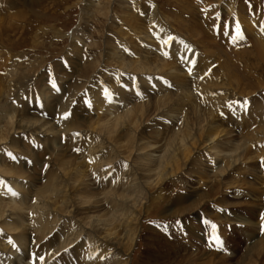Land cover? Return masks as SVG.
Listing matches in <instances>:
<instances>
[{"label":"rangeland","instance_id":"obj_1","mask_svg":"<svg viewBox=\"0 0 264 264\" xmlns=\"http://www.w3.org/2000/svg\"><path fill=\"white\" fill-rule=\"evenodd\" d=\"M13 1L12 6L8 8L6 7L9 4L5 5L3 3V10H0V81L1 79L5 80L6 67L13 64L11 61L16 60L17 62L9 69L11 77H9V73L6 77L8 80L14 78V85L5 82L0 83V87L4 84V91L0 93V107H3V112L0 113V131L3 134L1 138H6L4 141L9 146L8 150L14 152V158L18 160V171L22 173L21 175L33 179L35 186L40 188L46 185L45 173L49 165L48 158L51 157V154H49L46 145L45 148L43 146L39 147L43 141L40 142L38 135L33 133H27V139H24L20 145L15 147L17 150L14 146H11L16 138V133H10L12 127H14L15 119L13 123L8 125V118L4 115V112L10 110L16 112V116L22 118L23 123L28 122V120H44L47 123L46 127L49 126V129L59 131L58 137H60L59 133L61 137L65 135V132L67 133L66 128L70 129L69 132L76 130L77 123L80 126H78L80 129V132H77L78 135H83L84 130L90 133L88 132V124L91 123V113H94L95 117L97 116L93 109L96 104L91 99L94 98L97 91L100 88H106L104 90L108 92L107 89H109L110 103L114 105L111 110L116 115H119L117 111L120 109L127 110L133 106L134 102L131 99H128L130 102L126 107L123 106L124 103L122 102L126 99L117 97V93L121 92V89L128 88V84H130V76L128 75H131L130 79L136 80L140 77V74L137 70H133V72L131 69L122 67L120 63L121 61L131 60L130 55H128L131 52L138 54L137 57L140 58L141 50L150 49V55L154 57L153 51L159 45L156 44L155 46L149 42L154 46L150 47L141 40L135 43L136 49H134L130 39H123V37H126L123 31L119 30L123 27L121 22L122 9L116 1L94 0V2L100 3L95 4L97 8L87 7L85 9V0ZM129 1L132 3L130 12L139 18L142 14L140 7H144L149 3L157 4L159 15L173 28H177L180 38L191 47H195L192 48L195 53H201L202 57H206L212 62L211 68L208 67L212 76L209 84H206V82L205 84L202 83L203 85L198 84L199 78H197L189 84L191 92L180 95L169 91V95H167L164 91L162 96L173 97L172 101L179 100L183 96L189 99L195 95L193 89L196 88L194 87H213L216 82L214 80L223 82V75L227 74L228 83L233 81V85L229 89L220 86L214 91L217 93V101L200 105L191 98L190 103H187L184 110L196 111L197 114L203 117L204 115L206 117L207 114H209V117L212 116V110H216L215 118L212 121L216 123L218 131L222 132L220 135L229 134L231 136L226 140L228 144H223L219 148L229 147L230 142L234 139L240 146L237 154L245 153L242 162L234 168L238 174L234 169L229 171L225 169L222 178L218 175L215 178V175L210 172L209 178H205L203 184L195 182L187 186L183 184L184 179L179 178L180 172H178V177H173L149 189L145 201L150 206L146 208L147 212H143L142 219L137 225L136 230L139 234L129 258L132 264H162L165 260L173 262L171 264H179L175 260V256L180 255L183 257V255H187L184 249L189 250L192 246H197L200 247L198 251L201 254L205 252L211 261L214 259L211 264H216L215 261H218L222 255H228L226 256L227 260H223L225 264H240L243 259L247 264H251V259H256L255 251H258L255 250L252 257L248 255L249 247L254 239L250 240L251 236L258 233V238L264 240V189H262L263 186L256 184L254 181L251 184L250 180H253L254 175L249 174L261 173V176H264V137H262L264 132V83H259L261 77H257L262 75L264 79V66L262 65L261 68L257 69L256 55H254L252 47L255 43L251 42L252 37L247 33L249 29H243L242 26L246 25V18L248 23L251 21L257 38H260L259 41L264 43V0H221L225 1V6L216 9L217 12L209 9L207 2L210 0H206V5L201 0ZM231 2L236 5L234 11L227 9L226 4ZM14 3L16 5H13ZM196 8L198 18H200L198 20L194 19L191 14ZM16 11L17 13L19 11L23 13L19 17V13L14 14ZM237 12L238 17L235 16ZM234 17H236V20ZM183 18L188 19V25L192 26L191 31H200L197 38L207 34L208 48L213 51V55L211 52L203 51L200 45L184 36L185 33L180 28ZM145 22L142 23L145 24ZM169 24L165 23L164 26H169ZM152 28L149 29V32L154 36L152 38L155 39V35L151 31ZM75 43L76 49H71L75 46ZM116 43L120 45L118 51H124L125 58H121L122 56L120 59L119 57L117 59L112 57L114 51L118 52ZM110 59L119 62H111ZM64 75L67 76L66 80L63 79ZM203 76H207V73L200 77ZM238 78L241 81L239 85L234 81ZM110 79L113 80L111 83L113 88L109 84L107 85L111 81ZM247 82H252L254 85L244 87ZM82 83L88 89H84ZM47 88L52 89L47 90ZM10 91L12 94L15 93L13 99L6 96V93ZM226 91L229 92L225 93ZM142 93L139 90L135 94L138 95L137 98L140 100L143 99L144 104L147 103L144 105L145 112L149 111L150 118L144 121L149 124L145 135L150 136L153 129L152 123L158 118L153 113L157 98H154L155 94ZM189 94L192 96H188ZM146 98L149 99L146 100ZM67 100L68 106L64 104ZM105 109L106 107H104V111ZM66 113L68 114L67 118H65ZM103 117L110 120L113 115H103ZM144 122L141 125L142 127L140 126L141 130H137V133L144 130ZM84 133L87 135L86 132ZM85 134L82 138L75 139L85 140L86 137L92 135V132L87 136ZM13 136L15 137L13 138ZM137 140L138 138L133 140L135 147ZM120 141L123 142V140ZM65 142V137L59 139L57 147H62ZM23 143L27 145L34 144V150L30 149L32 154H25L28 149L26 148L27 145L23 146ZM249 143L251 146L242 150ZM74 144L73 141L71 143L67 142L59 150H54L50 146L56 152L51 161L59 159V163L64 166L63 169L67 171L72 169L71 164L81 155L79 145L73 148ZM38 153L48 161L44 162ZM184 167L188 168L190 166L184 165ZM195 168H198V166H195ZM114 169L120 172L123 168H120V164L118 166L116 163ZM239 174L240 179L238 181ZM227 176L228 178H225ZM233 176L234 179H232ZM11 178L12 174L6 179L9 181L0 179V184L4 185V189L7 191H10V186H13L10 183ZM219 179H221L220 182ZM224 180L233 181L234 183H230L232 189L243 193L238 198L242 202L241 204H233V198V201L230 199L224 201L223 191L220 189V187L225 188L223 187L224 184L221 183ZM238 182H240V185ZM160 186L162 192L158 190ZM230 193H232V190ZM159 194H161V197ZM255 195L259 196L256 201H254ZM151 196H154L155 200L158 199L160 203L153 204V201L150 202L149 198ZM202 200L203 202L199 205ZM251 206H257V210L251 208ZM150 207L152 208L150 209ZM172 210L178 211L176 217H169V215H175L171 212ZM206 221L211 223H206ZM256 221L258 222V228L250 225L251 222ZM212 224H216L218 227L214 228L211 226ZM205 237H207V243L204 241ZM215 237H219L220 240L214 241ZM195 248H192V250L196 251ZM211 253L216 255L217 258H214L216 256ZM244 255L247 256L244 257ZM193 259L196 260V257H193ZM155 261L157 263H153Z\"/></svg>","mask_w":264,"mask_h":264},{"label":"bare ground","instance_id":"obj_2","mask_svg":"<svg viewBox=\"0 0 264 264\" xmlns=\"http://www.w3.org/2000/svg\"><path fill=\"white\" fill-rule=\"evenodd\" d=\"M112 1H116L122 9L121 22L123 27L119 30L123 31L126 37H123V39H130L134 49H136L135 43L141 40L150 47L154 46L149 44V42L155 46L158 44L159 47L154 49V57L150 55V49L141 50L140 58L137 57L138 54L131 52L128 54L131 60L121 61L120 63L122 67L132 71L137 70L139 71L138 74H140V77L136 80L130 79L131 75H128L130 76L128 88L121 89V92L117 93V97L126 99L122 102L124 103L122 104L123 106L126 107L129 104L130 100L128 99L134 102L133 106L127 110L120 109L117 111L119 115H116L111 110L114 105L110 103L109 89H107L108 92L104 90L106 88H100L97 91L94 98L91 99L96 104L93 109L97 116L95 117V114L91 113V123L88 124V132H92V135L86 137L85 140L79 141L75 139L82 138L85 134L84 132L87 133L84 128L82 129L84 130L83 135H78L77 132H80L78 123L76 124V130L69 132L70 129L66 128L67 133L65 132V135H67L61 137L59 133L60 137H58L59 131L49 129V126L46 127L47 123L44 120H28V122L23 123L22 118L16 116V112L12 110L4 112V115L8 118V125L13 123L15 119L14 127H12L10 133H16V138L11 146L15 148L20 145L24 139H27L29 133L37 134L38 140L40 142L43 141L39 147L43 146L45 148L46 145L51 157L48 158L49 165L45 173L46 185L37 188L33 179L23 177L22 173L18 171V160L14 158V152L8 150L9 146L4 141L6 138H1L3 134L0 131V146H2L0 147V179L6 180L12 174L10 183L13 184V186H10V191L5 190L4 185L0 184V264H34L36 255L39 254L46 257L47 264H132L129 257L139 234L136 228L142 219L143 212H147L146 208L150 206L145 201L149 189L173 177H178V172H180L179 178H183V184L187 186L195 182L203 184L204 179L209 176L210 172L215 175V178L217 175L222 178V173L225 172V169L226 171L233 170L242 162L245 155V153L237 154L240 146L234 139L230 142L229 147L219 148L226 144V140L231 136L229 134L220 135L222 132L218 131L216 123L212 121L215 118L216 110H212V116L210 117L209 114L203 117L197 114L196 111L184 110L187 103H190L189 100L191 98L200 105L217 101V93L214 91L220 86L224 89H229L233 85V81L228 83L227 74L223 75V82L213 79L216 81L213 87H194L196 88L193 89L195 95L189 99L183 96L179 100L172 101L173 97L162 96L164 91H166L167 95H169V91L180 95L185 92H191L189 84L193 83L192 81L197 78H199L198 84H205V82L209 84L212 76L208 67H210L212 62L206 57H202L201 53H195L192 49L195 47H191L180 38L177 28H173L159 15L157 4L149 3L144 7H140L142 14L140 15L141 18H139L130 12L132 3L129 0L128 2L127 0ZM201 1L206 5V0ZM12 2L14 1L0 0V10H3V3L5 5L9 4L6 7L8 8L12 6ZM85 2L84 9L87 7L97 8L95 6L100 4L94 2V0H85ZM224 2L221 0H210L207 3L210 10L216 11L219 7L225 6ZM13 5L16 4L14 3ZM226 5L230 11H234L236 8L233 2ZM240 11L242 10L240 9ZM238 12L235 16H237ZM18 13L20 17L23 12L19 11ZM18 13L16 11L14 14ZM191 14L194 19H200L197 15V8ZM234 18L236 20V17ZM187 20V18H183L182 25H180L182 32L185 33L184 36L200 45L203 51L211 52L213 55V51L208 48L207 34L197 38L200 35V31H191L190 28L192 26L188 25ZM144 21H146L145 24L142 23ZM245 21L246 25L244 24L242 28L249 29L247 33L252 37L251 42L255 43L252 47L254 55H256L257 69H259L262 65L264 66V43L259 41L260 38H257L258 36L253 29L254 26L250 23L251 21L248 23L247 18ZM165 23L169 24V26H164ZM200 24L202 25L201 22ZM150 28H152L151 31L155 35V39L152 38L154 36L149 32ZM185 29H187L186 32ZM116 46L118 51L120 45L116 43ZM75 47L76 43L71 49H76ZM118 52L114 51L112 57L115 59L118 57L120 59L121 56V58H125L124 51ZM110 61L114 62L116 60L110 59ZM11 62L13 64L6 67V77L11 66L17 63L16 60ZM205 73H207V76L200 77ZM6 77L5 80L1 79L0 83L5 82L14 85V78L8 80ZM9 77H11L10 73ZM257 77H261L259 83H264L262 75ZM63 79L66 80L67 76L64 75ZM110 80L107 85L109 84L113 88L111 84L113 80ZM234 81L238 85L241 82L239 78L234 79ZM194 84L193 86H195ZM253 85L254 83L247 82L244 87ZM83 87L88 89L87 86ZM49 89L51 90L52 88H47V90ZM139 90L140 93L155 94L154 98H157L153 113L158 118L152 123L153 129L150 136L145 135L149 124L144 122L150 118V113L149 111L145 112L144 105L147 103L144 104L143 99L140 100L137 98L138 95L135 94ZM3 91L4 84L0 87V93ZM227 92L229 91L225 93ZM11 94V91L7 92L6 96L9 99H13L15 93L12 96ZM145 96L147 97V95ZM148 99L146 98V100ZM139 102L142 103L138 104ZM64 104L68 106V100ZM104 107H106L105 111ZM1 112H3L2 106L0 107ZM103 115H113V117L108 120ZM205 121L206 123H204ZM143 122L144 130L137 133V130H141ZM90 133H87V135H90ZM64 137L66 142L62 147L67 142L71 143L73 141L75 142L73 148L79 145V150H81L80 157L73 161L71 164L73 168L69 171L63 169L64 166L59 163V159L51 161L56 154L54 150L62 148L57 146L59 139L61 140ZM262 137H264V132ZM136 138L138 140L135 147L133 140ZM120 140H123V142ZM23 144V146L27 145L26 143ZM33 145L32 143L27 145L26 155L32 154L30 149H33ZM250 146L251 144L249 143L242 150ZM38 154L44 162L48 161L40 153ZM116 163L118 166L120 164V168H123L120 172L114 169ZM184 165L190 167L185 168ZM195 166H198V168H195ZM234 170L236 172V169ZM236 173L238 174V172ZM245 173L247 174V172ZM249 174L254 175L253 180L249 179L251 184L254 181L256 184L263 186L262 189H264V176H261V173ZM239 176L240 174L237 178L238 181L240 179ZM225 178H228V176ZM232 179H234V176ZM225 180L221 182L225 188L220 187L223 191L224 201L232 200L233 198V204H241L242 202L238 198L243 193L232 189V184L230 183L233 181L228 182ZM220 181L221 179H219ZM238 183L240 185V182ZM158 190L161 191V186L158 187ZM231 190L232 193H230ZM161 194H159L160 197ZM257 197L259 196L255 195L254 201L258 200L256 199ZM154 198V196H151L149 201H153V204H159L158 199L155 200ZM202 202L203 200L199 205ZM251 208L257 210V206H251ZM171 212L175 215H169V217L178 215L177 210H172ZM250 225L258 228L257 221L251 222ZM257 235L258 233L253 234L250 238V240L254 239L249 247L248 255L252 257L253 252L258 250L257 252L255 251L256 259H251V264H264V240L258 238L259 235ZM206 238L204 239L205 243L208 242ZM194 247H196V251L192 250ZM199 248L192 246L189 250L184 249L187 255H183V257L177 255L175 260L179 264H211L214 260L213 256L216 255L211 253L212 256L210 254L213 259L211 261L205 252L201 254L198 251ZM226 256L228 255H222L218 261H215L216 264H225L223 260H227ZM193 257H196L197 261ZM214 258H217V256ZM153 263H157V261ZM171 263L173 262L170 260L162 262V264ZM242 263L247 264L245 259L242 260ZM242 263L240 261V264ZM38 264H44V261H39Z\"/></svg>","mask_w":264,"mask_h":264},{"label":"snow or ice","instance_id":"obj_3","mask_svg":"<svg viewBox=\"0 0 264 264\" xmlns=\"http://www.w3.org/2000/svg\"><path fill=\"white\" fill-rule=\"evenodd\" d=\"M67 115L68 114L66 113L65 114V118H67ZM206 223H211V222L210 221H206ZM211 226L214 227V228L218 227L216 224H212ZM213 240L217 242V240L219 241L220 238L219 237H215V239H213ZM39 261H44V264H47L46 257L44 255H42V254L36 255V258L34 260V264H38Z\"/></svg>","mask_w":264,"mask_h":264}]
</instances>
